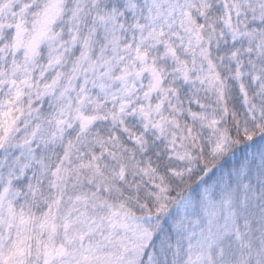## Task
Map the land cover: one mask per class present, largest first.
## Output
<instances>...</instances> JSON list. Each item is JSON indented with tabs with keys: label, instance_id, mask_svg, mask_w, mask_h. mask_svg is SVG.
I'll return each mask as SVG.
<instances>
[{
	"label": "clouds",
	"instance_id": "obj_1",
	"mask_svg": "<svg viewBox=\"0 0 264 264\" xmlns=\"http://www.w3.org/2000/svg\"><path fill=\"white\" fill-rule=\"evenodd\" d=\"M95 3L65 0L62 63L46 48L0 60L3 244L17 238L10 209H23L37 218L26 264H43L34 234L51 209L57 244L70 218L114 264H190L210 235L201 264H264V144L243 150L264 125V0ZM105 5L118 23H98ZM77 28L91 41L79 61Z\"/></svg>",
	"mask_w": 264,
	"mask_h": 264
},
{
	"label": "snow or ice",
	"instance_id": "obj_2",
	"mask_svg": "<svg viewBox=\"0 0 264 264\" xmlns=\"http://www.w3.org/2000/svg\"><path fill=\"white\" fill-rule=\"evenodd\" d=\"M95 7H100V0H96ZM126 7L130 11H134L136 5L134 0H128ZM106 15H101L98 23L107 27L109 24H116L119 21L117 15L118 9L111 8L109 5H105ZM72 11V19L77 20L80 18L79 7L74 8ZM259 11L264 15V4L259 5ZM65 14V0H32L31 3L24 2V0H0V60H7L8 55H15L23 52V56L26 63L34 61L41 55L44 48L47 49L50 62L62 63L63 55L60 53L57 44L61 47L66 45V41L63 39V30L61 32L54 31V27L57 22L62 20ZM120 15H124L121 13ZM123 28V25H120ZM70 41L73 47L80 44L81 55L77 60L85 58V49H87L91 41L89 39H82L79 33V29H76L75 34L69 33ZM112 43L114 46L119 45V40L112 34ZM174 51V49H170ZM138 54L139 49H137ZM79 68V64L76 63L74 70ZM239 75V73H237ZM3 75V74H0ZM243 90V89H242ZM246 95V93H245ZM264 113V109L261 110ZM83 121H88L91 117H81ZM261 129L259 137H254L252 134H248V139L253 142L252 145L244 146L243 150H247L248 147L264 144V125H258ZM30 167L27 163L20 165V170L24 171ZM28 187L31 189L32 185ZM33 200L29 201V206H35L39 204V198H37L35 191H33ZM225 205L231 203L230 196L225 194ZM18 221L17 226V238L13 240L9 245L5 246L0 237V264H26L25 256L31 253L30 240L33 239V234H30L27 225L35 224L37 218L31 214H25L23 209L19 216H17L14 210L10 209V226L12 223ZM88 231H91L92 226L87 221L82 222ZM20 226H24L21 228ZM39 232H36L35 238L37 240L38 255L43 257V264H114V261L110 253H103L99 251V246L95 244H88L85 246L84 240L86 238V232L81 230H73L71 226L70 218L64 220L63 239L59 244L56 241V235L58 228L60 227L56 223V218L49 213L44 214L38 219ZM47 232V239L42 238V233ZM216 240L215 235L205 241V244L212 248ZM205 244L201 245V251L197 254L195 260H191L190 264H201L203 259V248ZM242 247H245L242 245ZM221 256L224 255V249H220ZM237 264H248L243 255L237 260Z\"/></svg>",
	"mask_w": 264,
	"mask_h": 264
}]
</instances>
